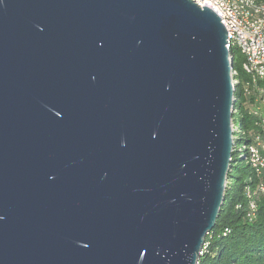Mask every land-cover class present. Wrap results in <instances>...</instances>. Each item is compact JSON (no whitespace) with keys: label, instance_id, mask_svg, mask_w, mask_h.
I'll return each mask as SVG.
<instances>
[{"label":"water","instance_id":"obj_1","mask_svg":"<svg viewBox=\"0 0 264 264\" xmlns=\"http://www.w3.org/2000/svg\"><path fill=\"white\" fill-rule=\"evenodd\" d=\"M226 44L192 0H0V264H198L233 162Z\"/></svg>","mask_w":264,"mask_h":264},{"label":"trees","instance_id":"obj_2","mask_svg":"<svg viewBox=\"0 0 264 264\" xmlns=\"http://www.w3.org/2000/svg\"><path fill=\"white\" fill-rule=\"evenodd\" d=\"M236 52L234 67L239 69L240 56ZM235 94L238 100L232 121L237 128L234 138L237 151L249 144L259 133V128L258 117L249 111L242 92L237 90ZM243 153L244 150L233 154L226 194L215 227L206 236L198 264H264V193L257 190L260 180L264 184V174L256 177L248 160L242 158ZM246 189L251 191L257 206L255 219L248 217Z\"/></svg>","mask_w":264,"mask_h":264},{"label":"built area","instance_id":"obj_3","mask_svg":"<svg viewBox=\"0 0 264 264\" xmlns=\"http://www.w3.org/2000/svg\"><path fill=\"white\" fill-rule=\"evenodd\" d=\"M192 1L199 7L205 6L212 9L227 30L226 48L233 64L232 85L235 93L237 90L242 92L252 115L258 117L256 124L259 128V133L242 149L236 151L234 142L233 151L234 154H239L244 150V159L248 160L255 176L259 177L264 174V0ZM235 51L240 56L239 69L234 67ZM237 100L236 96L235 103ZM232 129L235 138L237 128L234 124ZM257 190L264 193L263 181H259ZM245 194L249 199L248 217L255 219L256 203L252 200L249 189L245 190Z\"/></svg>","mask_w":264,"mask_h":264},{"label":"rangeland","instance_id":"obj_4","mask_svg":"<svg viewBox=\"0 0 264 264\" xmlns=\"http://www.w3.org/2000/svg\"><path fill=\"white\" fill-rule=\"evenodd\" d=\"M240 148L242 147V144L239 146ZM245 165V163H243V165L242 166H244Z\"/></svg>","mask_w":264,"mask_h":264}]
</instances>
